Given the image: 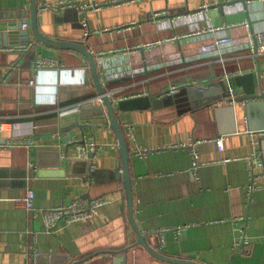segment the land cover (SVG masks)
<instances>
[{"label":"crops","instance_id":"obj_1","mask_svg":"<svg viewBox=\"0 0 264 264\" xmlns=\"http://www.w3.org/2000/svg\"><path fill=\"white\" fill-rule=\"evenodd\" d=\"M37 1L41 7L61 0ZM76 1L60 13L40 11V30L87 42L117 101L191 82L207 85L213 73L225 80L251 74L257 94L264 92V54L253 53L250 39L264 30V0H94L99 7L87 11L80 6L93 0ZM31 4L0 0V13H25L30 22ZM224 36L232 42L216 44ZM41 58L55 64L34 70ZM97 96L80 53L0 47V124L6 127L0 133V264H172L134 246L119 140L108 117L62 119ZM118 119L132 154L136 224L154 249L201 264H264V138L255 142L249 134L264 129L263 99L247 112L245 104L229 101L193 108L183 94L154 110H122ZM62 129L98 144L93 171L91 161L78 158L76 144H62ZM218 137H225L222 149ZM30 139L34 146L13 145ZM193 142L200 155L195 170ZM137 147L150 151L140 156ZM28 190L40 210L77 198L106 196L109 203L90 220L61 223L50 233L42 214L33 218L19 206Z\"/></svg>","mask_w":264,"mask_h":264},{"label":"water","instance_id":"obj_2","mask_svg":"<svg viewBox=\"0 0 264 264\" xmlns=\"http://www.w3.org/2000/svg\"><path fill=\"white\" fill-rule=\"evenodd\" d=\"M30 1L32 3L30 8V22L25 19V13H0V47H11L27 51V49H32L34 47L38 49L40 45H44L50 48H63L65 50L78 52L88 60L95 86H97L98 90L97 98H99L101 104H94L92 101H88V103L81 106L80 110L62 116V119L73 114L76 116L81 114L82 118L94 116L95 118L105 119V117H108L111 121V127L115 130L119 140L123 172L122 178L124 180V189L126 190L129 223L132 225L137 235V242L134 246L144 247L155 258L165 260L172 264H201L197 261L195 262L182 257L175 258L154 249L144 233L141 232L138 224H136L134 216L135 206H133L132 177L131 172H129V163L132 154L129 150L128 137L118 119L119 112L122 110H154L157 109V107L172 105L174 104V98L183 94H187L189 100L193 101V108L209 106L219 101H229L235 104H245V111L248 112L256 102H259L261 99L264 100V92L257 94V88L251 74H243L225 80L217 78L216 74L213 73L207 85L191 82L183 86L181 85L180 87H175L174 90H167L157 94L150 92L147 95L125 98L115 103L112 97L108 95V89L101 80L96 54L92 51L90 45L84 41L68 42L44 35L39 26V3L37 0ZM85 10L87 11V9ZM25 23H29L30 27L24 28ZM241 88H243V90H241ZM175 90L179 92L172 95V92ZM229 110L232 113V117L236 118V114L234 113L235 108L230 107ZM232 128L231 133H234L236 131V126L233 125ZM63 131L64 129L60 130V132ZM259 145V149L262 150L264 141L262 140ZM261 159L264 163V155Z\"/></svg>","mask_w":264,"mask_h":264},{"label":"built area","instance_id":"obj_3","mask_svg":"<svg viewBox=\"0 0 264 264\" xmlns=\"http://www.w3.org/2000/svg\"><path fill=\"white\" fill-rule=\"evenodd\" d=\"M118 1H115V3ZM77 1L76 0H61L59 2L56 3H47L42 5L41 7H39V12L40 11H54L56 13H60L63 12V10H65L66 8H68V6L70 5H74L76 4ZM207 4L206 6H204L202 8V10L199 11V13H202L204 10H206L207 8ZM82 10H85L86 8H98L99 4L96 1H92L90 4L85 5V6H80ZM30 24L29 23H25L24 24V28H29ZM212 30H216L219 31L221 30L220 28H212ZM250 39H251V47H252V51L256 56H260L264 54V30H261L257 33H251L250 34ZM232 42V39L229 38L228 36H224V38H219L216 41V44L218 45H225V44H229ZM207 47L206 46H202L201 47V51L203 53L207 52ZM55 64V61H51L48 59H38L36 61L34 70H41L43 68L46 67H50L52 65ZM33 83V82H32ZM108 95L110 97H112L113 101L115 103H117L118 101L114 98V92L111 90H108ZM92 101V103L94 104H101L99 98H95L93 100H89ZM85 103L88 102H84V103H79L74 107H70L69 110L66 111V113H70L73 111H78L80 110L81 106H83ZM6 129L5 124L1 123L0 124V133L2 131H4ZM128 134L130 137L135 138L134 137V128L129 126L128 128ZM249 134L251 135V137L255 140V142L257 141V139H262L264 138V129L259 130V131H249ZM60 139L62 140V144L65 146H71V144H76L77 147V156L80 159H84V160H89L91 161L92 166L90 167V171L94 170V165L93 163L95 162L96 158H97V151H98V144L96 142H91V141H80V139H78V137L76 136V134L74 132H70V131H65V132H61L60 133ZM254 142V143H255ZM216 143L218 148L222 149L225 143V137H218L216 139ZM195 144L196 142L191 143L189 146L190 148V152L192 153L193 156V167L192 170L198 168V164H199V153H197V151L195 150ZM14 146H19V145H25L27 147H31L35 145V140L30 139V140H25V141H19V142H13ZM183 146H187V145H183ZM135 153L138 155H146L150 149L148 148H144V147H137L135 150ZM64 158H66L67 156L65 154L62 155ZM252 157V161H253ZM257 158H259V155L257 156ZM261 164V160L258 162ZM258 165V164H257ZM255 166L253 164V173L255 171ZM35 199H36V194L33 190H28L27 194L24 198H22L20 201H18L19 206L24 207L25 209H27L29 212H31L33 218L38 217L39 215L42 214L43 219H44V225L46 226V230L50 233H53L56 231L57 228H59V225L61 223H66V224H71L73 222H82V221H88L91 218H93L98 210L102 207L105 206L109 203V199L106 196H101V197H95L90 199L89 201L84 200L83 198H77L74 199L73 202L69 203V204H63V205H59L56 206V208H51V209H46V210H40L37 209L35 206ZM181 227H178L177 232H181ZM165 231H167L166 229H162L159 231V233L161 234V238L164 237V233ZM241 244V241L239 242V245Z\"/></svg>","mask_w":264,"mask_h":264}]
</instances>
